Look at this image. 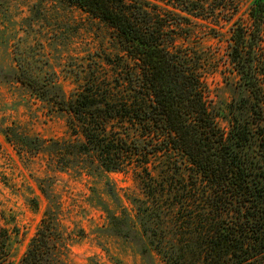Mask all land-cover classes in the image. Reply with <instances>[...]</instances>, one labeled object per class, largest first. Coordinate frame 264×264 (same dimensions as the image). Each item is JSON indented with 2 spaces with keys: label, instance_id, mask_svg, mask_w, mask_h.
Returning a JSON list of instances; mask_svg holds the SVG:
<instances>
[{
  "label": "rangeland",
  "instance_id": "374dc122",
  "mask_svg": "<svg viewBox=\"0 0 264 264\" xmlns=\"http://www.w3.org/2000/svg\"><path fill=\"white\" fill-rule=\"evenodd\" d=\"M135 1L158 6L171 24L173 50L202 76L228 142L247 134L248 151L257 154L264 104L257 120L253 96L231 63L230 40L236 25L250 27L252 8L264 0ZM256 70L264 90V43ZM20 74L67 97L93 86L127 101L143 97L138 70L107 23L64 0H0V229L10 235L12 264H20L50 205L59 236L51 264H202L188 240L198 213L210 208V191L183 154L135 156L123 172L96 165L88 172L82 160L57 155L83 140L73 133L79 123L18 81ZM9 128L28 138L31 150L20 154L5 136ZM127 135L143 146L151 139L141 129ZM36 139L45 142L39 152Z\"/></svg>",
  "mask_w": 264,
  "mask_h": 264
},
{
  "label": "trees",
  "instance_id": "16d2710c",
  "mask_svg": "<svg viewBox=\"0 0 264 264\" xmlns=\"http://www.w3.org/2000/svg\"><path fill=\"white\" fill-rule=\"evenodd\" d=\"M64 1L113 30L138 70L136 81L143 97L127 101L94 86L67 97L58 88L49 89L37 79L20 74L18 81L79 123L73 133L83 140L74 144L71 152L57 149V155L82 160L88 172L96 169L94 165L105 172H123L135 156L182 153L210 191L209 210L198 213L192 222L195 230L188 242L196 251L189 254L198 255L202 264H262L264 143L255 154L252 148L248 151L247 134L228 142L209 111L202 76L188 56L173 50L174 30L158 6L149 7L135 0ZM250 14V27L236 25L233 29L230 59L253 96L254 117L261 120L264 90L256 56L264 43V2H258ZM137 129L151 137L144 146L128 138V132ZM5 136L20 154L31 150L32 142L13 128L5 130ZM35 143V151L45 147L41 140ZM55 212L52 205L47 208L20 264H51L57 259ZM9 240L8 231L0 229V264H12Z\"/></svg>",
  "mask_w": 264,
  "mask_h": 264
}]
</instances>
